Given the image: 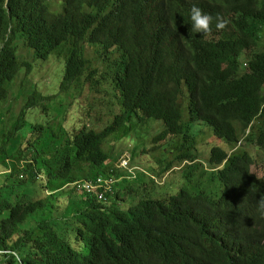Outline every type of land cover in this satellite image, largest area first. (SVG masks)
Wrapping results in <instances>:
<instances>
[{
    "label": "trees",
    "instance_id": "trees-1",
    "mask_svg": "<svg viewBox=\"0 0 264 264\" xmlns=\"http://www.w3.org/2000/svg\"><path fill=\"white\" fill-rule=\"evenodd\" d=\"M29 1L0 0V118L20 70L34 73L45 64L56 76L52 79L58 90L64 91L85 70V46L101 44L97 35L81 43V33L74 43L68 36L63 40L68 43L53 47V36L42 40L39 30L28 28L31 17L46 21L36 10L45 0ZM162 1L168 2L162 12L159 0L140 4L145 20L129 31L137 36L136 49L121 62L102 59V74L117 81L122 107L113 120L111 108L109 125L101 107L91 111L90 128L73 135L63 128L56 131L45 104L54 95H42L34 85L19 87L26 103L7 132L8 140L17 141L12 149L0 147V160L16 156L25 169L0 177V252L8 253L0 254V264L255 261L264 232V172L253 168L258 171L264 160L255 164L249 148L264 152V49L259 50L264 42V0ZM111 4L102 0L87 5L84 12L105 17ZM193 5L213 17L209 34L192 30ZM217 15L228 21L223 30L216 29ZM54 55L63 59L64 70ZM185 101L188 113L179 108ZM32 107L44 118L26 128V111ZM169 110H175L176 129L163 130L150 146L131 148L124 136L131 162L142 167L128 179L138 185L149 171L160 179L177 168L173 196L165 200L167 194L159 196L156 187L142 198L124 194L134 182L109 166L101 151L103 139L129 128L135 112L158 118ZM77 116L71 111V117ZM188 129L200 134L206 129L223 143L203 151ZM242 142V152L230 154V147ZM204 155L208 158L202 159ZM20 172L24 174L18 179ZM98 175L122 181L104 191L93 179ZM79 179H93L97 188L80 192L77 184L69 185ZM252 264H264V250Z\"/></svg>",
    "mask_w": 264,
    "mask_h": 264
},
{
    "label": "rangeland",
    "instance_id": "rangeland-1",
    "mask_svg": "<svg viewBox=\"0 0 264 264\" xmlns=\"http://www.w3.org/2000/svg\"><path fill=\"white\" fill-rule=\"evenodd\" d=\"M264 49V42L260 45L259 50ZM87 51V50H86ZM34 70V73H28L24 70H20L16 79L11 83L10 87V94L5 103L3 104V111H5V116L3 115L0 118V147L5 143H9V147L11 148L12 143L17 141V138L7 139V132L13 128L15 123V119L19 111L23 108L24 99L23 95L19 96V87L21 85L25 86L26 88L29 85H34L37 87L38 91L43 95H54L51 101L47 102V106H49V111L53 115V126H59L60 121H67L69 116L71 115V111H77L80 116H83L82 112V105L84 104V98L87 95L86 89H81L79 85H71L64 91H60L57 88L56 80L52 79L56 78L47 65H41L37 69ZM53 72V71H52ZM57 79V78H56ZM58 81V80H57ZM33 86V87H34ZM30 90V89H29ZM56 90L60 91L56 95ZM102 107V109H101ZM112 108V110H111ZM84 109L87 110V115L90 111L94 110L98 112L101 109V113L103 114L104 120H108V125L112 122L109 118V111L111 110L112 115L116 114L117 108L116 105L111 106L109 101H101L98 106H89L85 105ZM56 110H60L56 111ZM69 110V111H68ZM26 128H30L32 125H35L43 120V113L38 107H32L26 111ZM64 113L63 119L62 115ZM84 122H88L87 118L84 119ZM130 131L129 128H125L122 131H117L113 134H110L103 143V151L109 156V159H114L117 156L118 162L117 164L111 163L110 166L114 168V171H118L119 174L128 177V175H134L138 171L142 169V167L136 163L131 162L130 151L127 149L126 143L123 142L121 136L126 135L129 141L132 142L131 148L138 147L143 148L150 146L152 138L160 137L162 134L160 130L157 128L158 123L156 121L149 122L147 119H143L141 122H138L136 119H133L130 123ZM63 128L69 129L67 122H63L61 125ZM188 134L196 138V146L201 150H210L213 145H222V141L212 137L209 135L206 129L201 130V134L197 131L192 129H188ZM185 146H188V143H185ZM244 148V142L239 143L237 145H232L230 147V154H240L242 149ZM12 149V148H11ZM19 148H17L18 150ZM248 150V149H247ZM138 151L136 153L138 154ZM249 151H253L252 155L256 158L257 163L260 160H264V155L261 151L256 150L254 147L249 148ZM259 152L258 154H256ZM13 154V153H12ZM200 154V152H199ZM139 155V154H138ZM142 162L146 166H150V163L147 158L142 157ZM202 159L208 158V155L201 156ZM151 161H153L151 159ZM6 162V161H4ZM257 167L253 168V171L256 173H263L264 172V163L258 167L259 170L256 171ZM8 169L7 163L0 164V177H2ZM179 169H174L169 173H166L163 181L160 182L155 179L158 183L151 184L149 181V177L144 176L143 183L135 185L136 187L135 193L130 191H123L124 194H130V196H137V198H142V194L145 191L153 190V187H156L158 190V195H163L166 192L171 191L177 181V172ZM204 179V178H203ZM205 180V179H204ZM3 218L0 216V219Z\"/></svg>",
    "mask_w": 264,
    "mask_h": 264
},
{
    "label": "clouds",
    "instance_id": "clouds-1",
    "mask_svg": "<svg viewBox=\"0 0 264 264\" xmlns=\"http://www.w3.org/2000/svg\"><path fill=\"white\" fill-rule=\"evenodd\" d=\"M34 1L36 0H31L29 1V3L31 2L33 3ZM101 1L102 0H76L75 3L69 9L57 8V6L55 5H50L47 2H43L40 6L36 7V10L39 12L40 16L44 14L46 15V21L44 23H40L37 18L31 17L28 22V28L32 32H36L37 30H39V33H41L43 37L42 40H46L50 36H53L54 37L53 47H55L58 43H68L66 41H63L68 36H70L72 43H74L77 40V35L81 33L84 36L83 41L81 43H84L88 40L89 36H94V33L96 31H102L109 28H118L136 10L135 3L133 2V0H111L112 4L109 7L111 10H113L116 13V15L112 17H102L100 15L96 17L86 14L84 12V8L87 5L95 6L96 3H99ZM190 20L192 22L191 27L194 32L201 34H209L212 31L211 24L213 21V17L210 14L204 13L201 8L195 5H193L190 9ZM216 21H217L216 22L217 30H223L227 27L228 21L224 20L219 15H217ZM115 22H118V24L114 25ZM57 30L59 31L56 34ZM54 34L56 35L54 36ZM84 53H86L85 58H89V59L93 58L91 53V46L86 45ZM55 58L57 59V65L61 69H63L64 68L63 59L57 56H55ZM83 69L85 70L83 71V74L80 76L79 80L70 83L68 86L69 88L71 85H79L82 90L83 89L87 90V95L85 96L84 104L82 105L83 116H80L78 113V116L76 117V119H74L70 115L67 121L66 120L60 121V125L57 126L56 131L60 128H63L61 126L63 122H67L69 126V129L63 128L64 131L71 133V135L76 134L82 128H90V125L84 122V119L86 118L85 114L87 112V110L84 109V106L85 105L98 106V104L103 99L102 94L104 92V87L106 83L100 78L99 75L94 73L91 74L90 69L87 67V65ZM90 74L92 75V78H89ZM24 103H26L25 99H24ZM45 104H47V102ZM63 116L64 113L62 115V119ZM65 142H66V138H64V140L61 142V145H64ZM5 148L6 149L10 148L9 143L5 145ZM1 163L8 164V169L7 171H5L4 174H9L11 172L14 173L25 169V163L22 161H18L16 159V156H14L13 160H11L10 158L5 160H0V164ZM23 174H24L23 172L18 173L16 178L21 179ZM144 176L149 177V179L154 178V172L149 171L141 178L144 179ZM93 179H95L96 183H98L99 186L102 182L111 181L106 187H103L104 191H106V189L109 186H111L114 182L122 181L120 179H113V177L110 175L103 177L98 175ZM93 179H79L69 185L77 184V187L80 189V192L83 191L91 192L97 188V185L92 183ZM127 180L133 181L134 184L131 185L132 190L129 189L126 190L135 193L136 187L134 186L137 184L135 183L134 179L131 178ZM263 250H264V232L262 235L261 246L257 252V256L255 257V262H257L259 253ZM0 254H8V253L0 252ZM12 255H16V259L19 261V255L14 253Z\"/></svg>",
    "mask_w": 264,
    "mask_h": 264
},
{
    "label": "bare ground",
    "instance_id": "bare-ground-1",
    "mask_svg": "<svg viewBox=\"0 0 264 264\" xmlns=\"http://www.w3.org/2000/svg\"><path fill=\"white\" fill-rule=\"evenodd\" d=\"M75 1L76 0H45V2H47L48 4L57 6V8H67L68 6H72L75 3ZM133 2L135 3L136 10L126 19V21L121 26H119L118 28H109V29H105L102 31H96L94 33V36L97 35L99 37V39L101 40V44H96L94 46H91V53H92L93 58L92 59L86 58L87 67L90 69V72L99 75L100 78L106 83V85L104 87V92L102 94V98H103L102 101H109L112 103V105H116L117 111L122 109L121 101L116 96L118 94L117 81L103 76V74H102V67H103L102 59L105 58V59L112 61V62H121L127 56L128 53H130L131 51H133L134 49L137 48V46H138L137 36H132V33H129V31L134 26L138 25L139 23H142V21L145 20V15H143V12L140 11V4L143 3L144 0H133ZM167 3H168L167 1L159 0V8H160L161 12L164 10V5H166ZM104 14L106 15L105 17H112V16L116 15V13L113 10H111L110 7L105 10ZM117 24H118V22L114 23V25H117ZM187 105H188V103L185 101L182 104H180L179 108H182L184 110V112L188 113L189 111H188ZM92 111H94V110H92ZM174 111L175 110H169L167 112V114L162 115V117H158V118L152 117V116H147L141 112H135L133 119H136L138 122H141L143 119H147L149 122L156 121L158 123L157 128L160 130V132H162L163 130H169L170 131V130H175L177 127L176 117L174 116ZM90 113H91V111L87 115H85L87 118V121H88V122H86V124H89ZM110 118H112V120H113L114 115L111 114ZM105 121H107V119H105ZM120 131H122V130H120ZM121 137L123 139V142L126 143L127 139L125 138V136L123 135ZM105 139H103L102 145H101V151L104 154H106L103 151V143L105 142ZM255 149L263 152V150H261L259 148H255ZM106 156L108 157L109 166L111 163L117 164L119 156L116 157L115 162H113L112 159H109V156L107 154H106ZM35 158H37V157H35ZM251 158L253 159L254 157L251 156ZM260 161H259V163H260ZM259 163H257V161H256L255 164L259 165ZM111 168H113V167H111ZM171 171L172 170L165 172L160 179H158L154 176V178H151V180L154 183H158L157 181L160 182L161 180L163 181L165 174L169 173ZM134 175H128V177H125L123 175V177L128 179L129 177H133ZM155 179L157 181H155ZM177 182H178V178H177V181H176L174 187L171 189V191L166 192L167 195H165V197H164L165 200H167L173 196V193L177 187ZM109 183H110V181L102 182L100 184V186L106 187ZM221 225L222 224H220L217 227V228H219L220 232L222 229H224ZM254 262L255 261H252V262H250V264H252Z\"/></svg>",
    "mask_w": 264,
    "mask_h": 264
}]
</instances>
